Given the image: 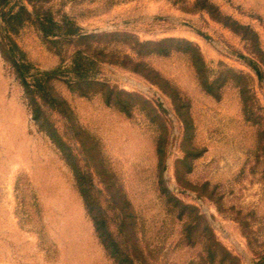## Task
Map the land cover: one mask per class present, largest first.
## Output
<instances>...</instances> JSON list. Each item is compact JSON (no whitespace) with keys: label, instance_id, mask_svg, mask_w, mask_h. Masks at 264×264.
Returning a JSON list of instances; mask_svg holds the SVG:
<instances>
[{"label":"rangeland","instance_id":"374dc122","mask_svg":"<svg viewBox=\"0 0 264 264\" xmlns=\"http://www.w3.org/2000/svg\"><path fill=\"white\" fill-rule=\"evenodd\" d=\"M76 168L125 264H255L264 0H0V264H118Z\"/></svg>","mask_w":264,"mask_h":264},{"label":"trees","instance_id":"16d2710c","mask_svg":"<svg viewBox=\"0 0 264 264\" xmlns=\"http://www.w3.org/2000/svg\"><path fill=\"white\" fill-rule=\"evenodd\" d=\"M6 53H7L8 57H10L14 60L15 67H16L19 75L23 79V82L26 86V89L28 90V94L35 95L38 90L39 91H41L42 89L44 90V87H43V83H44L43 81L44 80L42 78H39L36 81V84H32L28 80L27 74H29V71L26 67L27 65L23 61H18L19 59H17L16 55H14V48L13 47L8 49V51H6ZM174 101H175V97H174ZM32 115H33L34 120L38 123V125L43 128L44 123H43V119L41 118L42 112H41L40 107L36 103V99H34V97H32ZM183 121H184V123L187 124V121L185 119H183ZM48 134L54 140V142H56L58 147L62 151L64 150V152H65L64 145L57 141L56 135L55 134L53 135V133H48ZM74 171H75V176H76V180H77L81 195L83 196V199L85 201L87 209H88L90 215L92 216V218L94 220L96 231L98 232L104 247L116 259L118 264H125L124 262H127V258H126L127 256H126L125 252H123L120 249V247L111 239L108 231L105 230V227H104L105 222L100 219V217H99V215L95 209V205H94L92 198H91V191L88 188L87 183H86V176L84 174H82L77 168L74 169ZM122 256H125V258H123ZM129 264H133L132 261L129 260ZM255 264H264V255L260 256Z\"/></svg>","mask_w":264,"mask_h":264}]
</instances>
